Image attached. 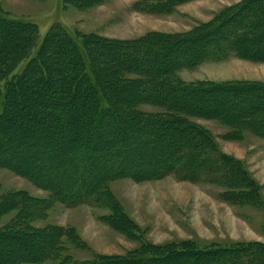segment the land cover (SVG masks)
Instances as JSON below:
<instances>
[{
    "label": "trees",
    "instance_id": "16d2710c",
    "mask_svg": "<svg viewBox=\"0 0 264 264\" xmlns=\"http://www.w3.org/2000/svg\"><path fill=\"white\" fill-rule=\"evenodd\" d=\"M251 6L260 9L246 17L247 24L264 37V2L253 0ZM241 11L194 37L153 33L137 41L71 33L60 23L42 36L37 23L0 11V168L33 180L38 174L35 169H39L42 184L69 206L92 204L103 195L108 198L109 183L127 177L140 182L176 176L199 183L220 174L228 185L243 184L234 158L220 152L213 136L192 119L200 114L213 116L231 127V132L240 134L245 129L264 137V83L192 86L175 76L184 67L228 56L229 48L246 54L242 47L248 42L242 37L246 30L241 26L233 31L226 28ZM217 34L227 36L231 45L234 43L232 48L218 40L209 42ZM99 47L107 49L106 55L117 65L114 70L106 71L97 63L96 55L102 53ZM53 72H58V77ZM104 74L116 81L115 87L102 80ZM36 77L45 86L32 96L26 87ZM124 87L142 88L146 93L133 96L136 103L129 106L134 113L122 119L114 103L120 99L116 89ZM49 93L52 95L46 97ZM144 103L161 107V112L138 110ZM16 104L22 106L19 112H10L9 105ZM80 105L89 108L85 119L91 126L84 130L78 125L84 118L76 110ZM233 109L236 112L232 114ZM28 114L33 117L26 126L15 125L19 117ZM169 156V162L163 161ZM21 195L16 200L23 205L38 202ZM166 248L162 255L115 257L90 264H155L165 259H170V264H264V244L256 242L226 248ZM37 251V256L42 255ZM1 253L0 249V264H11Z\"/></svg>",
    "mask_w": 264,
    "mask_h": 264
},
{
    "label": "rangeland",
    "instance_id": "374dc122",
    "mask_svg": "<svg viewBox=\"0 0 264 264\" xmlns=\"http://www.w3.org/2000/svg\"><path fill=\"white\" fill-rule=\"evenodd\" d=\"M251 3L253 0H0V11L12 18L37 23L42 36L60 23L71 33L137 41L153 33L172 38L194 37L242 9L226 28L233 31L234 27L241 26L246 30L242 33V37L248 39L242 45L247 49L246 54L230 50L229 46L232 48L234 43L231 45L227 38L229 33L213 35L209 42L218 40L226 44L230 54L191 68L184 67L175 74L177 79L195 86L212 82L264 83V37L259 30H250L246 19L260 7L251 9ZM99 50L102 53L96 55L97 63L106 71L114 70L117 65L106 55L107 49L99 47ZM53 74L54 77L59 75L58 72ZM102 80H109L110 87L116 86V81L107 74ZM44 86L36 77L26 91L32 95ZM116 90L120 99L114 104L122 119L134 113L129 106L136 103L133 96L142 97L146 93L138 87ZM30 102L33 98L28 99V105ZM86 105L76 107L84 117L78 118L82 130L91 126L85 119L89 111ZM19 107L21 104L9 105V110L19 112ZM160 108L150 103L137 106L138 110L150 114L161 112ZM69 114L73 112L70 110ZM32 117L22 115L15 125L26 126ZM192 120L213 136L220 152L234 158L243 184L228 185L224 177L219 178L220 174L199 183L176 176L140 182L127 177L109 183L108 198L103 195L92 204L69 206L58 201L46 184H42L43 172L39 169H35L38 173L34 175L35 181L0 168L1 254L7 256L11 264H90L115 257L162 255L165 247L172 250L264 244V137L245 129L240 134L231 132V127L213 116L200 114ZM65 127L70 125L65 124ZM171 159L169 156L163 161ZM59 190L64 196V191ZM21 194L38 202L23 205L16 200L23 196ZM14 232H17L16 237L12 235ZM37 249L42 255L37 256ZM155 264H170V259Z\"/></svg>",
    "mask_w": 264,
    "mask_h": 264
},
{
    "label": "bare ground",
    "instance_id": "6f19581e",
    "mask_svg": "<svg viewBox=\"0 0 264 264\" xmlns=\"http://www.w3.org/2000/svg\"><path fill=\"white\" fill-rule=\"evenodd\" d=\"M47 132H48V131H47ZM53 133H54V132H53ZM53 133H52V134H53ZM55 133H56V132H55ZM46 134H47V133H46ZM44 135H45V134H44ZM41 136H42V135H41ZM46 136H47V135H46ZM43 137H44V136H43ZM50 137H51V136H50ZM50 137H49V138H50ZM52 137H54V136H52ZM46 138H47V137H46ZM60 151H61V150H60Z\"/></svg>",
    "mask_w": 264,
    "mask_h": 264
}]
</instances>
